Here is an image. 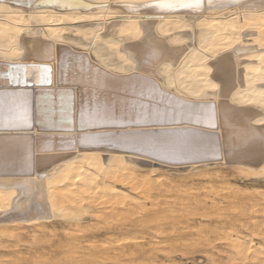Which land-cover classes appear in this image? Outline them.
<instances>
[{
    "label": "bare ground",
    "instance_id": "6f19581e",
    "mask_svg": "<svg viewBox=\"0 0 264 264\" xmlns=\"http://www.w3.org/2000/svg\"><path fill=\"white\" fill-rule=\"evenodd\" d=\"M180 3L0 0V264H264V0Z\"/></svg>",
    "mask_w": 264,
    "mask_h": 264
},
{
    "label": "rangeland",
    "instance_id": "374dc122",
    "mask_svg": "<svg viewBox=\"0 0 264 264\" xmlns=\"http://www.w3.org/2000/svg\"><path fill=\"white\" fill-rule=\"evenodd\" d=\"M226 172L228 173V174H230V176H231V178H234V179H236L240 184H242V185H246V184H248L246 181H245V179H244V177H242L241 175H238V174H236V173H234V171L233 170H231V169H227L226 170ZM232 173H233V175H232ZM239 177H240V180H239ZM176 178H179V177H176ZM245 182V183H244ZM190 257H192L193 259H194V257L196 258H198L199 260H201L202 258L200 257V255H198V254H195L194 255V257H193V255H191ZM192 258H190L189 259V263L190 264H193V259ZM187 261V260H186ZM199 262H201V264H205L207 261L205 260V258L203 259V260H201V261H199Z\"/></svg>",
    "mask_w": 264,
    "mask_h": 264
},
{
    "label": "snow or ice",
    "instance_id": "6c2138e0",
    "mask_svg": "<svg viewBox=\"0 0 264 264\" xmlns=\"http://www.w3.org/2000/svg\"><path fill=\"white\" fill-rule=\"evenodd\" d=\"M201 3H202V0H195V4L194 5L192 3H180L179 7H183V8H190V7H193V6L199 7V6H201ZM159 7H162V8H174V7H176V5L173 4V3H161L159 5ZM46 71L50 72L51 70L50 69H46ZM48 82L50 83V79L48 80ZM28 126H30V124Z\"/></svg>",
    "mask_w": 264,
    "mask_h": 264
}]
</instances>
